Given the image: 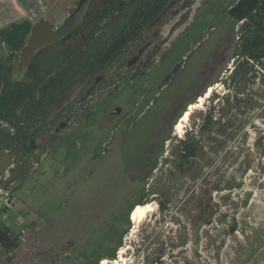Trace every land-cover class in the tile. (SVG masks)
<instances>
[{
    "label": "rangeland",
    "instance_id": "374dc122",
    "mask_svg": "<svg viewBox=\"0 0 264 264\" xmlns=\"http://www.w3.org/2000/svg\"><path fill=\"white\" fill-rule=\"evenodd\" d=\"M76 2L28 3L34 31L16 65L17 79L41 47L78 24L82 11L71 12ZM237 2L173 0L133 52L125 53L124 69L116 71L115 78L132 71L135 88L115 98L107 96L109 86L87 92L77 117L64 111L56 121L58 140L46 153L22 160L0 148L1 187L13 200L0 219L22 240L16 251L0 250V264H78L143 197V205L152 203L155 211L127 234L126 264H264V75L250 87L221 82L234 69L240 24L228 13ZM0 14V28L24 20L14 9L0 8ZM126 21H108L74 72ZM7 54L0 43V59ZM217 81L179 133L182 112ZM136 87L148 93L135 96ZM82 92L76 86L68 103ZM103 97L112 102L105 100L90 116L84 113ZM214 107L221 113L204 128ZM78 138L84 144L76 147ZM186 138L198 141L196 157L189 160L180 157Z\"/></svg>",
    "mask_w": 264,
    "mask_h": 264
},
{
    "label": "trees",
    "instance_id": "16d2710c",
    "mask_svg": "<svg viewBox=\"0 0 264 264\" xmlns=\"http://www.w3.org/2000/svg\"><path fill=\"white\" fill-rule=\"evenodd\" d=\"M172 1L88 0L78 24L57 41L41 47L31 58L21 79L16 78V65L29 45L34 24L26 19L0 28V43L8 49V54L0 59V148L22 160L46 153L49 144L58 140L56 121L64 118V111L71 118L77 117V107L82 105L87 92L109 86L105 89L108 90L107 96L115 98L117 93L128 87L135 88L132 71L115 78L116 71L124 69L128 62L124 58L125 53L133 52V45L142 41ZM79 2L77 0V6ZM139 2L142 3L136 9ZM76 9L71 12L74 13ZM228 14L240 24V28L237 52L231 59L235 62L234 69L228 79L221 82L227 85L232 81L250 87L264 75V0H238ZM120 18L127 21L115 36L91 56L79 73L74 72V66L85 47L103 33L108 21L114 22ZM99 78H103L101 83L98 82ZM216 83L218 81L210 86ZM78 85L83 86V92L69 104L68 99ZM134 93L135 96H142L148 90L136 87ZM105 100H109L108 104L112 102L105 97L99 98L86 106L84 113L88 116L96 113L104 107L102 102ZM136 101L133 99L131 102L135 104ZM183 112L181 118L186 113ZM218 113L221 112L217 107L210 110L204 119V128L216 123L214 118ZM43 135H48V140L39 143ZM181 143L180 157L183 160L195 158L198 141L186 138ZM77 144L83 145V138H78L76 147ZM75 150L72 148L71 157ZM72 158L74 161L75 156ZM160 208L162 212L166 211L164 202H161ZM21 245L20 234L8 222L0 219V250L10 253Z\"/></svg>",
    "mask_w": 264,
    "mask_h": 264
},
{
    "label": "water",
    "instance_id": "95a60500",
    "mask_svg": "<svg viewBox=\"0 0 264 264\" xmlns=\"http://www.w3.org/2000/svg\"><path fill=\"white\" fill-rule=\"evenodd\" d=\"M83 1H86L85 4ZM88 4V0H80L77 9L73 14L82 11L84 13ZM80 14V13H79ZM76 15V14H75ZM211 87V86H210ZM189 104L188 106H190ZM185 110L183 114L186 112ZM110 117H107V120ZM144 197L141 198L138 204L128 206L123 215L116 219L113 223L114 228L108 233L101 247L91 254H82L78 264H100L103 260H115L118 258L120 249L124 246L125 238L133 228L132 213L138 205H143Z\"/></svg>",
    "mask_w": 264,
    "mask_h": 264
},
{
    "label": "bare ground",
    "instance_id": "6f19581e",
    "mask_svg": "<svg viewBox=\"0 0 264 264\" xmlns=\"http://www.w3.org/2000/svg\"><path fill=\"white\" fill-rule=\"evenodd\" d=\"M214 91V87H209L207 93L205 96H201L199 100L191 104L189 108L187 109L186 113L183 115V117L179 120V122L176 125V129L179 133H184L186 124L188 120L190 119V116L197 110L202 109L204 102L206 99L210 98L212 93ZM155 211L154 205L151 203L145 204V205H138L135 210L132 213V222L134 228L132 229L133 231L139 227L141 224L145 223L147 220L148 216L152 214ZM126 248H121L119 253H118V258L115 260H103L100 264H126Z\"/></svg>",
    "mask_w": 264,
    "mask_h": 264
},
{
    "label": "crops",
    "instance_id": "0c3cea01",
    "mask_svg": "<svg viewBox=\"0 0 264 264\" xmlns=\"http://www.w3.org/2000/svg\"><path fill=\"white\" fill-rule=\"evenodd\" d=\"M28 3L30 6L33 3H38V0H0V8H2L4 11H7L9 8L14 9L17 14L19 13L21 15V17L24 18V20H26V19L30 20L29 17H27ZM37 9H38V7H37ZM29 12H30V10L28 11V13ZM0 15H2V14H0ZM9 17L11 18L13 16L10 15Z\"/></svg>",
    "mask_w": 264,
    "mask_h": 264
},
{
    "label": "built area",
    "instance_id": "2783aa9c",
    "mask_svg": "<svg viewBox=\"0 0 264 264\" xmlns=\"http://www.w3.org/2000/svg\"><path fill=\"white\" fill-rule=\"evenodd\" d=\"M0 197H1V205H0V212H3L11 207L13 202L12 195L9 190L0 189Z\"/></svg>",
    "mask_w": 264,
    "mask_h": 264
},
{
    "label": "flooded vegetation",
    "instance_id": "af4514ba",
    "mask_svg": "<svg viewBox=\"0 0 264 264\" xmlns=\"http://www.w3.org/2000/svg\"><path fill=\"white\" fill-rule=\"evenodd\" d=\"M125 211V210H124ZM124 213V212H123ZM123 213L117 218V219H119L122 215H123ZM114 228V226H113V223H112V225H111V228H110V230L108 231V233L112 230ZM108 233L106 234V236L108 235ZM106 238V237H105ZM104 238V239H105ZM104 239H103V241H104ZM103 241L101 242L102 244H103ZM101 243H99V245L101 244ZM102 244L100 245V246H98L96 249H95V251L99 248V247H101L102 246ZM91 254V253H90Z\"/></svg>",
    "mask_w": 264,
    "mask_h": 264
}]
</instances>
